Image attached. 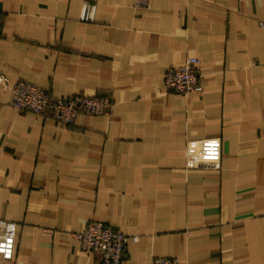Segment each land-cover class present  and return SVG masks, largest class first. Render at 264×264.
Segmentation results:
<instances>
[{"label":"crops","instance_id":"crops-1","mask_svg":"<svg viewBox=\"0 0 264 264\" xmlns=\"http://www.w3.org/2000/svg\"><path fill=\"white\" fill-rule=\"evenodd\" d=\"M82 1L0 0V264H96L73 237L92 220L123 264H264V0H98L91 21ZM187 58L202 91L181 96L162 79ZM17 82L111 114L58 123L13 106Z\"/></svg>","mask_w":264,"mask_h":264},{"label":"built area","instance_id":"built-area-1","mask_svg":"<svg viewBox=\"0 0 264 264\" xmlns=\"http://www.w3.org/2000/svg\"><path fill=\"white\" fill-rule=\"evenodd\" d=\"M98 0H83L80 19L93 20ZM145 4L137 2V6ZM264 27V24H262ZM197 58H187L178 67L166 70L163 74V85L167 90L187 96L201 92ZM0 83L7 85L8 80L0 76ZM11 104L19 109L34 114L49 113L58 123L68 124L79 115L109 116L111 98L107 95L86 96L75 94L69 98H52L42 88L27 82H17L11 86ZM186 163L190 167L196 164V153L192 145L185 150ZM16 225L13 222L0 220V257L11 260L14 254ZM79 242L80 249L86 254L98 256L96 264H123V254L127 236L112 224L92 220L85 228L73 234ZM137 241L136 236L132 238ZM151 264H179L175 257H155Z\"/></svg>","mask_w":264,"mask_h":264}]
</instances>
